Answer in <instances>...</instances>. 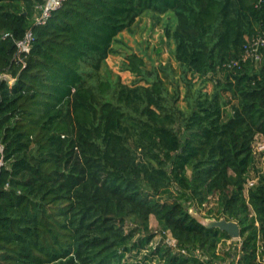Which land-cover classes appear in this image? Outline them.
I'll return each instance as SVG.
<instances>
[{"label": "trees", "instance_id": "1", "mask_svg": "<svg viewBox=\"0 0 264 264\" xmlns=\"http://www.w3.org/2000/svg\"><path fill=\"white\" fill-rule=\"evenodd\" d=\"M39 1L0 0V264H149L128 255L154 237L150 216L162 237L150 260L216 264L230 237L189 213L211 199L205 218L239 225L237 264H264V173L245 193L264 137V0H67L38 26ZM145 13L166 16L182 107L157 68L115 46ZM121 53L131 85L106 64Z\"/></svg>", "mask_w": 264, "mask_h": 264}, {"label": "rangeland", "instance_id": "2", "mask_svg": "<svg viewBox=\"0 0 264 264\" xmlns=\"http://www.w3.org/2000/svg\"><path fill=\"white\" fill-rule=\"evenodd\" d=\"M166 16L165 15H156L153 13H145L140 16L136 21L131 25L128 30L122 31L118 39L123 41L125 45L117 44V49L121 52L126 50L127 52L136 53L137 55L143 58V61L146 64V68L150 70L152 66L158 69V75L161 81L165 84L167 89L170 92H173L174 89H178L180 92L179 97V105L184 106L183 97L185 92L184 83L180 80L181 71L177 63L175 62L171 52L173 50V45L170 41L165 37V29L166 26ZM125 52V53H127ZM123 53V52H122ZM120 55H110L106 59V64L108 68L115 74L118 75L121 82L127 85H131L135 82L136 78L134 75L129 73L128 71H123L121 69L122 63L124 61V54ZM188 75L187 78H189ZM195 82V87H202L203 91L210 92L212 89V83L207 82L204 86L202 85L201 80L198 77H193V81ZM260 146L264 149V137L256 136L253 142V153H254V169H250L249 180L254 182L257 181L258 175L264 173V152L261 153ZM255 169L259 170L258 173L255 172ZM245 193L248 189V186L245 187ZM212 198V197H211ZM213 199L209 202L204 203L199 209L191 208L189 211L196 214L198 218L205 217V212L208 208L213 205ZM149 228L150 233L154 236L152 240L145 245L140 254H130L128 255L129 262H138L143 261L145 257H148L149 264H158L155 261V258L151 259V253L156 250V248L161 245L162 237L159 234V227L155 219L150 216L149 218ZM169 235V232H167ZM144 237L142 235H136L133 241H137L138 238ZM166 242V239L164 240ZM163 241V243H164ZM238 239L225 240L222 242L217 248V254L222 257V260L216 262V264H237L238 259L240 258V254L237 253L240 249ZM230 251L232 257L225 256V253ZM134 258V260L132 259ZM264 263V257L262 259Z\"/></svg>", "mask_w": 264, "mask_h": 264}, {"label": "built area", "instance_id": "3", "mask_svg": "<svg viewBox=\"0 0 264 264\" xmlns=\"http://www.w3.org/2000/svg\"><path fill=\"white\" fill-rule=\"evenodd\" d=\"M67 0H40L38 5L36 6V9L39 11V14L34 20V25L38 26H43L47 23L49 18L51 17L52 13L59 8L62 7V5L66 2ZM10 38V34L8 33H0V45L7 41ZM34 41V36L31 31H28L25 33L24 37L21 40L15 41V46L17 49V57L18 59H22L23 55L28 54L31 51L32 48V43ZM256 44V43H255ZM2 79H6L5 76H3ZM11 86V84L9 83ZM260 152L263 153L264 149L262 146H260ZM5 165L4 161V146L3 144L0 143V173L2 168ZM255 182L252 180L247 181V186L250 187L254 184ZM239 240V239H238ZM166 243L168 246H170L173 249L177 248L176 241L171 237V235H167L166 237ZM183 254L185 251H181Z\"/></svg>", "mask_w": 264, "mask_h": 264}, {"label": "water", "instance_id": "4", "mask_svg": "<svg viewBox=\"0 0 264 264\" xmlns=\"http://www.w3.org/2000/svg\"><path fill=\"white\" fill-rule=\"evenodd\" d=\"M1 84V80H0ZM1 100V98H0ZM189 213L204 227L208 229H219L227 233V235L231 239H239L240 238V228L237 222L228 221L225 218L215 219V218H198L196 214L189 211Z\"/></svg>", "mask_w": 264, "mask_h": 264}, {"label": "crops", "instance_id": "5", "mask_svg": "<svg viewBox=\"0 0 264 264\" xmlns=\"http://www.w3.org/2000/svg\"><path fill=\"white\" fill-rule=\"evenodd\" d=\"M9 83L12 85L13 84V81H10Z\"/></svg>", "mask_w": 264, "mask_h": 264}]
</instances>
